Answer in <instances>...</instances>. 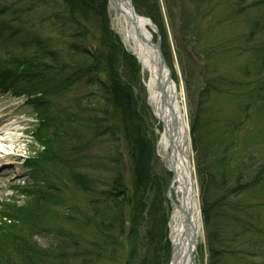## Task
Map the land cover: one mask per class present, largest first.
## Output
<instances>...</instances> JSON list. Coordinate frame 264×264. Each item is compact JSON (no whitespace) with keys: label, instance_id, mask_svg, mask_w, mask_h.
I'll list each match as a JSON object with an SVG mask.
<instances>
[{"label":"rangeland","instance_id":"obj_1","mask_svg":"<svg viewBox=\"0 0 264 264\" xmlns=\"http://www.w3.org/2000/svg\"><path fill=\"white\" fill-rule=\"evenodd\" d=\"M2 1L14 6L17 11L29 10L24 15L25 26L16 30H21L22 35L8 39L6 31L0 28V42L7 41L5 46L11 49L15 42L38 40L50 54L57 53L66 62L81 59L68 51L69 40L60 34L57 17L51 8L40 6L37 0ZM187 1L191 5L195 3L201 14V36L195 48H183L179 53L163 1L162 15L169 30L166 43L171 55L169 67L183 93L182 103L186 107L189 123L194 126L190 140L191 159L198 182L203 222L196 263H209L211 247L224 252L221 264H264V23L258 24L264 22V0ZM2 24L1 19L0 27ZM111 28L114 31L112 21ZM157 37L161 38L159 32L155 34L156 42ZM119 41L123 44L121 39ZM135 60L133 57V65L127 61V66L129 70L136 68L138 75H127L124 82L134 89L146 121L148 138L154 143L150 174L156 188L163 194L167 213L165 193L168 183L157 159V137L147 108L142 70ZM45 76H51L50 82L45 81ZM45 76L35 82L25 79L5 82L0 78V124L11 122L18 125L17 129L30 127L24 139L18 132L20 142L15 152V164L0 173V211L6 209L1 205H5L6 201L20 211V215L10 221L0 215V234L7 227L10 234H20L22 227H29L22 226L24 223L36 224L41 233L34 236V243L50 255L51 264H126L128 248L123 241L115 247V252L94 245L98 242L99 246L105 247L108 236L101 229L98 233L88 228L92 215L89 194L83 181L77 186L70 178L73 174H79L82 179L93 177L98 181L95 190L104 189L108 179L113 177L104 169L105 156L118 150L124 163L128 162L125 147L120 140L112 144L104 137L86 140L88 146H93L90 155L96 160L95 168L91 164L94 170L79 160L78 173H68L57 160L50 162L53 158L67 159L64 149L67 135H62V139L58 136L61 140L59 147V138H53V126L56 119L63 124L67 122V117L72 118L68 106L72 97L67 90L59 93V90L67 88L62 85L66 76L57 73L52 76L50 72ZM100 76L104 81L106 76ZM25 96L30 97L32 103H26ZM38 100L40 103L34 104ZM44 101L49 107H43ZM20 122L26 125H19ZM43 142H47L49 147L41 148ZM41 153L44 154L42 162L35 166L33 160ZM26 157L32 158V161L29 159L24 163ZM129 171L127 165L124 182L131 189ZM43 177L52 181L49 188L52 191L37 199L38 207L31 208L35 203H30L32 197L29 192ZM150 194L151 203L156 199V191ZM204 209L207 210L204 212ZM206 217L210 219L207 223ZM168 219L167 213V224ZM114 234L119 236V231ZM167 234L168 225L165 235L171 258L172 247ZM143 235L144 232L141 239ZM72 237L78 239V249L72 247ZM110 254L117 258L107 256Z\"/></svg>","mask_w":264,"mask_h":264},{"label":"trees","instance_id":"obj_2","mask_svg":"<svg viewBox=\"0 0 264 264\" xmlns=\"http://www.w3.org/2000/svg\"><path fill=\"white\" fill-rule=\"evenodd\" d=\"M132 1L139 14L150 18L157 26L162 40V50L169 64L171 55L168 47L166 48L169 30L167 21L165 22L162 15L161 0ZM162 1L179 53L183 48H195L201 36L199 27L201 14L196 4L191 5L187 0ZM242 1L247 2V0ZM37 3L52 9L57 17L60 34L69 40V52L75 56L79 55L81 59H70L66 62L57 53L50 54L47 47L40 44L38 40L15 42L11 45V49L8 46L0 47L2 53L0 59L5 60H0V78L5 82L13 81V79L35 82L47 72H50L52 76L57 73L67 77L62 84L67 88L59 90V93L67 90L71 95V104L68 106L72 112V118L67 117V122L63 124L56 119L53 126V138L57 139L61 136L62 139V135H67V144H64V149L68 162L67 159L56 158L50 159V162L57 160L68 173H78L79 160L87 163L91 170H94L93 168L97 165L96 160L90 155L93 146H88L87 141L102 137L112 144L120 140L128 156V162L124 163L118 150L106 154L103 166L107 174L113 177L108 179V184L100 191L95 190L98 181L93 177L85 176L86 178L82 179L79 174H73L70 177L77 186L82 185L83 181L84 188L89 194L92 215L87 224L88 228L92 232L102 231L108 236L104 242L105 247L99 246L98 242L94 245L103 250L113 249L115 252V247L123 241L128 248L126 264H169V248L167 250L168 243L165 235L166 208L163 204V194L156 188L154 178L150 174L155 147L153 141L148 138L146 121L142 116L134 89L131 84L124 82L127 75L136 77L138 72L133 67L129 70L127 61L133 65V58L124 51L118 37L111 31L107 1L37 0ZM26 11L28 9L22 12L17 11L14 6L6 5V1L0 0V20L3 21L0 28L6 31L8 39L22 35L21 30L17 32L16 30L18 27L25 26L23 21ZM8 17L11 18L8 19ZM262 23L264 22L258 24ZM101 74L106 76L104 81ZM49 79L51 76H45V81ZM55 79L56 77L52 80ZM43 107H49L47 101H44ZM60 144L61 140L59 147ZM42 147L46 149L49 145L43 142ZM43 155L41 153L34 158L35 166L42 162ZM127 165L130 170L131 189L124 182ZM47 177L37 181L36 188L29 192L30 198L32 197L30 203H35V206L31 208L38 207L37 199L44 198L52 191L49 189L52 181ZM154 190L156 199L151 204L150 193ZM41 201L44 202L40 199ZM1 205L6 206V209H1L3 219L10 221L20 215V211L15 206H11L10 202L6 201L5 205L3 203ZM127 210L129 211L126 212ZM206 210L204 209V212ZM209 221L210 219L206 217L205 223ZM22 226H20L22 227L20 234H10L8 227L5 228L6 231L1 232L0 264H51L50 255L34 243V236L41 233L39 226L36 224L32 226L31 223H24ZM116 230L119 231V236L114 234ZM143 232L145 235L141 239ZM72 240V247L78 249V239L72 237ZM210 249L211 256L208 264H221L224 252L213 250L211 247ZM107 256L117 258L111 254Z\"/></svg>","mask_w":264,"mask_h":264},{"label":"bare ground","instance_id":"obj_3","mask_svg":"<svg viewBox=\"0 0 264 264\" xmlns=\"http://www.w3.org/2000/svg\"><path fill=\"white\" fill-rule=\"evenodd\" d=\"M108 1L114 31L123 41L125 51L133 55L142 70L147 108L157 137V159L168 183V235L172 264H197L198 239L194 247L189 248V245L193 237L192 226L199 238L202 236L203 222L198 182L191 159L190 123L182 103L183 93L174 81L171 70L165 71L169 80L166 89L158 86L156 52L151 46L155 45L153 24L141 18L137 19V24L133 23L126 0ZM17 128L18 125L11 122L2 124L0 128V173L8 171L15 164V154L12 155V152L15 153L20 142Z\"/></svg>","mask_w":264,"mask_h":264},{"label":"water","instance_id":"obj_4","mask_svg":"<svg viewBox=\"0 0 264 264\" xmlns=\"http://www.w3.org/2000/svg\"><path fill=\"white\" fill-rule=\"evenodd\" d=\"M127 4H128V7L131 11V21L135 24H137V19H139V16L138 14L136 13L135 11V8L133 6V3H132V0H126ZM149 21V20H148ZM156 27L153 25V29L156 31L155 29ZM151 46H153V50L156 52V57H157V69H158V80H157V83H158V86L159 88L161 89H166V86L167 84L169 83V80L168 79V76L165 75V71L168 70V66L166 64V61L164 60V56H163V53L161 51V48H160V43L158 42L157 44H152ZM170 79V78H169ZM193 129H194V126L190 124V138H192L193 136ZM187 217L190 218L189 215H187ZM191 223V222H190ZM189 223V224H190ZM192 230H193V237L191 239V242H190V245H189V248H192L194 247V243L197 241V231L195 230V228L192 226ZM173 260L171 259V263L172 264Z\"/></svg>","mask_w":264,"mask_h":264}]
</instances>
